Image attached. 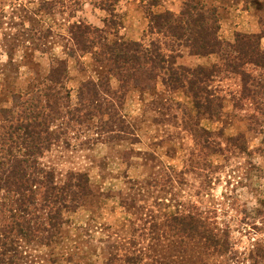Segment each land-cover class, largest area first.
Listing matches in <instances>:
<instances>
[{
	"label": "rangeland",
	"instance_id": "1",
	"mask_svg": "<svg viewBox=\"0 0 264 264\" xmlns=\"http://www.w3.org/2000/svg\"><path fill=\"white\" fill-rule=\"evenodd\" d=\"M205 1L216 10L224 44H234L236 34H260L264 50V0ZM180 5L160 0L152 11L177 13ZM75 25L90 26L94 43L106 37L107 43L148 45L159 38L139 0H0V119L18 110L29 117L23 108L37 85L65 63L69 109L50 124L58 139L38 157L37 171H50L57 185L71 172L85 174L92 191L74 209L61 210L62 225L39 227L36 241L11 236L19 264H106L110 258L118 264L125 257L136 264H264V116L243 95L240 75L225 71L246 57L232 49L207 56L183 49L176 58L191 69L220 66L201 85L212 94L210 116L201 110L202 96L168 91L161 78L138 75L120 86L100 62V49L79 37ZM243 70L254 79L248 83L256 89L253 99L264 96L257 87L264 69L249 64ZM91 82L102 99L85 102L86 110L70 120L66 113L90 98L83 84ZM106 90L119 93L110 100ZM10 131H0L7 144ZM11 196L0 192L1 208ZM26 197L18 205L30 207L29 215L14 214L30 228L49 218L50 200L59 203L32 193L29 205ZM175 223L200 226L218 246L205 248L196 235L172 237Z\"/></svg>",
	"mask_w": 264,
	"mask_h": 264
},
{
	"label": "trees",
	"instance_id": "2",
	"mask_svg": "<svg viewBox=\"0 0 264 264\" xmlns=\"http://www.w3.org/2000/svg\"><path fill=\"white\" fill-rule=\"evenodd\" d=\"M146 8L151 33L158 35V39L151 40L148 45L139 42H125L117 40L112 43L97 41L94 43L93 32L88 25H75L79 37L90 38L89 44L95 49H100L98 55L101 56V63L105 64L110 76L115 77L120 86L132 83L138 75H142L146 80L161 78V82L168 91L183 89L186 94L197 99L204 98L205 105L201 110L212 116V103L214 102L211 93L203 83L210 80L214 73L219 72V65L209 68L197 66L194 69L177 65L176 58L182 56V50H186L190 55L207 56L213 53H222L224 49H232V52L245 60L238 64L227 65L230 69L225 71L238 73L242 81V93L250 100V104H256L259 115L264 116V96L253 99L254 90H250L249 82L254 80L250 73L243 70L246 65H253L264 69V50H260V34H236L234 44H224L218 37V18L214 7L205 0H179L181 5L179 11L172 12L165 10L162 13H154L152 9L160 4V0H139ZM98 29V28H97ZM95 31H99L100 29ZM72 40H76V35L72 33ZM95 44V45H94ZM98 45V47H97ZM95 46V47H94ZM86 50V47L81 49ZM66 79V65L62 61L52 68L46 77V82L41 81L36 87L34 100H28L25 116L18 110L6 117H1L0 131L9 134L7 139L12 144H7L6 139L0 134V192L11 194L10 203L3 208L0 207V264H19L16 257L17 251L10 244L14 243L11 236L25 234L24 237L32 242L36 241L35 236L39 235V227L57 228L64 223L61 210L69 211L75 208L74 202L78 197L92 194L89 188L88 179L85 174L69 173L66 180L57 185L52 181L50 171L39 169L37 171V159L44 150H48L55 132L51 128V123L57 117H65L66 109H69V94L64 87ZM91 85V86H90ZM98 84L91 82L83 84L90 92V98H82L80 106L66 113L70 120L74 119L72 113H80L85 109L84 103H97L101 96L94 88ZM253 87V86H252ZM264 89V83L258 85ZM259 89V91H260ZM119 92L106 90V97L112 100ZM259 94V93H258ZM102 99V98H101ZM32 101V102H31ZM27 102V101H26ZM24 101V103H26ZM40 105V106H39ZM196 105L200 107V103ZM82 106V107H81ZM26 118H24V117ZM27 123H26V122ZM14 147V149H13ZM41 174V179L37 177ZM32 193L42 200L55 198L59 203L50 200L51 209L48 212L49 218L42 223H34L35 227L30 228L28 220L23 223L19 221L21 215H29L30 207L20 208L18 203L21 198L29 195L28 202L31 205L30 197ZM14 204V208H13ZM59 204V205H58ZM73 204L72 206H70ZM16 207V208H15ZM20 214L15 217L16 212ZM22 212V213H21ZM45 221V222H44ZM172 230V237L180 240L192 235L202 239L205 248L212 251L218 246L214 235L204 234L200 231V226L187 227L185 224L175 223ZM46 230V228H43ZM9 241H7V240ZM49 238L45 240L48 241ZM28 241V242H29ZM215 241V243H214ZM39 245H45L44 240L38 241ZM207 245V246H206ZM135 257H125L118 264H136ZM115 258H110L106 264H117ZM200 264H205L202 260Z\"/></svg>",
	"mask_w": 264,
	"mask_h": 264
}]
</instances>
